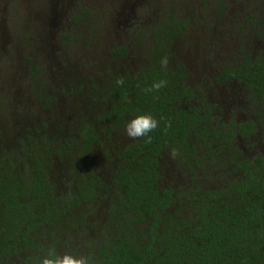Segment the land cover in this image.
I'll return each instance as SVG.
<instances>
[{"label":"trees","instance_id":"trees-1","mask_svg":"<svg viewBox=\"0 0 264 264\" xmlns=\"http://www.w3.org/2000/svg\"><path fill=\"white\" fill-rule=\"evenodd\" d=\"M260 7L240 27L262 45L246 50L240 43L239 58L225 61L214 76L234 80L251 99L244 120L222 116L201 87L188 82L173 53L184 21L168 11L148 28L145 63L94 86L106 101L99 130L82 120L70 137L28 134L17 148H3L0 264H33L50 245L61 253H92L94 264H264V0ZM164 56L167 71L159 63ZM160 79L168 86L145 94ZM142 112L163 116L172 127L165 133L161 122L151 142L130 138L109 147L111 134ZM257 131L261 145L245 154L239 139L252 146L257 137L248 134ZM95 143L103 159L115 160L105 173L94 165ZM169 145L179 147L176 159ZM64 157L70 166L58 170L55 163ZM198 173H211L214 184L193 182Z\"/></svg>","mask_w":264,"mask_h":264},{"label":"rangeland","instance_id":"rangeland-1","mask_svg":"<svg viewBox=\"0 0 264 264\" xmlns=\"http://www.w3.org/2000/svg\"><path fill=\"white\" fill-rule=\"evenodd\" d=\"M260 6L261 0H0V151L17 148L28 134L70 137L82 120L99 130L97 115L106 101L94 86L145 63L148 28L168 11L184 21L173 53L188 82L201 87L222 116H234L244 105L234 94L237 84L214 76L236 58L239 41L246 50L262 45L240 27L242 17ZM120 47L124 53L115 55ZM111 135L112 148L130 139L123 126ZM239 141L245 154L261 145ZM102 150L93 145L91 152L104 171L115 160L103 159ZM69 161L60 158L55 166L64 170ZM209 176L198 173L193 182L212 185Z\"/></svg>","mask_w":264,"mask_h":264},{"label":"clouds","instance_id":"clouds-1","mask_svg":"<svg viewBox=\"0 0 264 264\" xmlns=\"http://www.w3.org/2000/svg\"><path fill=\"white\" fill-rule=\"evenodd\" d=\"M160 68L167 71L169 66V58L164 56L160 59ZM125 83L122 77H118L115 80V84L118 86H123ZM169 82L167 79L154 80L151 85L143 91L145 94L148 93H159L160 90L166 88ZM161 122H163V131L165 133L172 127L171 120L166 119L161 116L157 119L152 113H139L133 118L127 121L124 126V132L127 137L135 140L144 138L145 142H151L152 136L150 135L158 128L161 127ZM168 155L172 159H176L181 155L178 146H168ZM33 264H94V256L92 253H75L65 251L63 253L58 252L54 245L47 247L46 254L43 256H37Z\"/></svg>","mask_w":264,"mask_h":264},{"label":"flooded vegetation","instance_id":"flooded-vegetation-1","mask_svg":"<svg viewBox=\"0 0 264 264\" xmlns=\"http://www.w3.org/2000/svg\"><path fill=\"white\" fill-rule=\"evenodd\" d=\"M258 12V11H257ZM251 15H253V14H251ZM244 17V16H243ZM242 17V18H243ZM242 21V20H241ZM241 27H243V26H241ZM242 29H245V28H242ZM248 33V32H247ZM253 34V33H252ZM253 38H255V36L253 35L252 36ZM256 39V38H255ZM256 40H259V39H256ZM240 43H243V40H241V41H239V45H238V47L240 48ZM239 55H240V49H239V51L237 52V56H236V58H239ZM236 58H234V59H236ZM232 82H234L235 83V81L233 80ZM237 87H238V89L235 91V96L237 97V98H240V99H242V101H243V103H244V105H242L240 108H238L236 111H235V118H236V120H244L249 114H247V112L248 111H250V109L251 108H253L254 107V104L252 103V101H251V99H249L248 97H247V95L245 94V93H243L242 91V87L241 86H238L237 85ZM250 116V115H249ZM119 130H121V128H118ZM250 137L252 136V138L253 137H257V139L256 140H258V137H260V135H259V131H257V134H253V133H249L248 134ZM127 142V141H126ZM123 143H125L124 142V140H121L120 141V144H119V146H122L123 145ZM98 146L96 143L94 144V146ZM254 145H256V144H254ZM258 147V146H257ZM243 151H244V149H243ZM98 158H95V160H97ZM97 162V161H96Z\"/></svg>","mask_w":264,"mask_h":264}]
</instances>
